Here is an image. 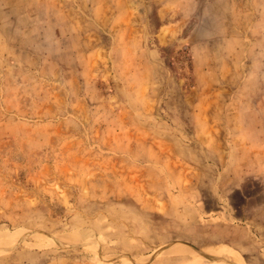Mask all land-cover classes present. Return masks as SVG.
Masks as SVG:
<instances>
[{"label":"rangeland","instance_id":"1","mask_svg":"<svg viewBox=\"0 0 264 264\" xmlns=\"http://www.w3.org/2000/svg\"><path fill=\"white\" fill-rule=\"evenodd\" d=\"M0 264H264V0H0Z\"/></svg>","mask_w":264,"mask_h":264},{"label":"bare ground","instance_id":"2","mask_svg":"<svg viewBox=\"0 0 264 264\" xmlns=\"http://www.w3.org/2000/svg\"><path fill=\"white\" fill-rule=\"evenodd\" d=\"M2 239H1V237H0V241H1Z\"/></svg>","mask_w":264,"mask_h":264}]
</instances>
